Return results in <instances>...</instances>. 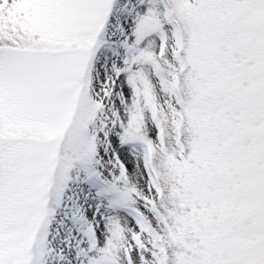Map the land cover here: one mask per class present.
<instances>
[{
  "label": "snow or ice",
  "instance_id": "snow-or-ice-1",
  "mask_svg": "<svg viewBox=\"0 0 264 264\" xmlns=\"http://www.w3.org/2000/svg\"><path fill=\"white\" fill-rule=\"evenodd\" d=\"M0 264H264V0H0Z\"/></svg>",
  "mask_w": 264,
  "mask_h": 264
}]
</instances>
